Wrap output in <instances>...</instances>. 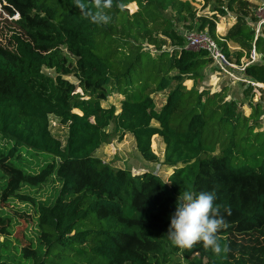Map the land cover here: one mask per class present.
<instances>
[{"label":"trees","instance_id":"obj_1","mask_svg":"<svg viewBox=\"0 0 264 264\" xmlns=\"http://www.w3.org/2000/svg\"><path fill=\"white\" fill-rule=\"evenodd\" d=\"M0 2L8 15H19L17 30L0 40V141L12 144L0 145V160L21 170L14 158L20 160L24 148L57 157L52 167H57L61 183L50 204L16 193L36 206L38 216V249L35 256L24 249L25 263L169 264L173 255H181L189 264H264V164L257 168L235 162L244 152L241 140L246 138H240L238 130H255L258 125L248 123L249 117L237 112V102L225 100L222 91L203 100L197 86L186 88L184 79L202 77L203 67L212 62L206 50L183 45L175 53L164 50L155 57L145 49L146 43L159 44L158 32L171 34L174 21L166 11L184 20L193 18L191 1L114 0L105 10L109 20L103 25L84 18L74 0ZM130 3L138 4L133 13L127 9ZM244 3L225 0L217 10L227 15ZM119 14L123 21L117 25ZM236 16L223 37L214 34V25L210 34L230 58L236 55L238 63L253 48L264 61V25L257 33L245 15ZM228 42L237 48L231 49ZM144 54L151 56L148 63H143ZM151 69L162 78L148 90ZM245 72L264 83L261 62L251 63ZM174 83L158 107L152 93ZM77 86L83 94L75 92ZM117 93L123 95L119 112L115 104L103 106ZM252 115L256 123L258 113ZM51 116L66 125L65 141L53 134ZM111 125L120 138L131 134L150 162H160L152 138L162 137L166 146L162 162L174 168L170 185L153 171L134 175L96 155L110 139ZM185 189L197 195L215 190V203L229 224L218 233L227 253L217 256L202 242L181 249L168 238L177 196ZM0 220V233L11 234L10 214L0 210ZM246 236L252 244L237 242ZM5 247L2 244L0 252ZM0 264L17 263L2 259L0 253Z\"/></svg>","mask_w":264,"mask_h":264},{"label":"rangeland","instance_id":"obj_2","mask_svg":"<svg viewBox=\"0 0 264 264\" xmlns=\"http://www.w3.org/2000/svg\"><path fill=\"white\" fill-rule=\"evenodd\" d=\"M189 1H191L194 6L193 18L190 20L179 18L177 14L170 10L165 12L167 16L173 18L174 28L172 32H170L171 34H166L161 31L158 32V45L145 44L146 50L153 53V56L156 57V55L164 50L169 51L170 54L172 51L175 53L181 46H187L186 35L192 32L212 33L211 28L213 25L215 28L214 34L221 38L227 33L231 24L237 21L236 15H245V19L251 25L256 26V23L262 16V7L264 6V0H243L245 3L242 5L241 9L234 10L227 15H222L217 10V7L225 5V0ZM127 9L129 13H133L138 9V4L130 3L127 5ZM18 19V14L10 16L4 10L2 4L0 5V40L5 41L7 36L17 30L18 24L16 21ZM122 21L123 14H119L117 17V25H120ZM181 40L184 43H181ZM222 40L224 41V39ZM228 44L231 46V49L235 46L233 42H228ZM64 53L68 58L74 60V57L70 56L66 50ZM259 55L260 58L255 62L264 64L261 54ZM249 56L245 54V56L241 58V61L248 60ZM165 57L167 60L169 59L168 55ZM150 60L151 56L149 54H144L143 63H148ZM233 60H236V55L233 56ZM144 69L145 67L142 68L143 71ZM151 71L153 70L151 69ZM202 72L203 76L200 78H185L184 84L186 88L191 89L193 85L197 86L199 91H202L204 95L203 100L207 98L208 94L222 91V96L225 100H234L237 102V112L249 117L248 123L258 125L255 130H249V128H240L238 130L239 137L246 136V138L241 140L242 147L244 146L242 149L244 152L235 158V162L240 165H249L258 168L259 165L264 164V83L256 82L248 77L246 72L238 70L237 75L241 79L233 81L224 74H220L212 62L207 63L203 67ZM163 73H166V70H164ZM174 73L175 71H172L169 75H173ZM151 74L148 90L155 87L162 78V74H159L157 71H153ZM135 76L138 75L136 74ZM67 78L78 84V79L75 76L68 75ZM114 83L113 81L110 84V88L115 86ZM174 86L175 83L167 90L152 93L158 107L166 102L169 90ZM75 92L83 94V90L78 86ZM122 98L123 95L121 94H112L103 102V106L115 104L118 110L121 107ZM192 101L195 102L196 97H194ZM254 113H258V119L255 118L257 119L256 123V120H254V118L252 119V114ZM50 124L53 134L65 141L68 133L66 125L62 124L55 116H51ZM231 130H233V128ZM107 131L110 132V139L97 150L96 155L98 157H102L106 163L112 164L115 168L130 169L134 175H140L145 171H153L160 175L162 179H169L174 168H168L163 164L164 155L159 149L161 147L155 142V136L152 138V149L160 156V162L162 163L160 167H158L157 162L145 160L138 149L133 147V143L128 141L129 139L126 138V136L120 138L118 133H114L113 125L108 127ZM160 141L161 140L158 138V144ZM0 145L7 146V148L12 147V144L6 145L5 141H0ZM14 161L20 166L19 168H21V170L10 168L6 159L0 160V210L3 214H10L13 220L9 228L11 234L5 235L0 233V249L2 244L6 246L3 252L0 253L2 254V259L13 261L17 264H27L24 262L27 260V258L24 257V249L26 248L29 250L30 256H35V249H38V216L36 206L30 201L23 200L16 193L31 195L42 203H53L61 187V183L56 175L57 167H52L53 164L58 162V158L49 157L37 153L34 150L24 148L21 159L18 160L14 158ZM1 225L0 220V226ZM236 240L245 245L252 244L249 241V236L239 237ZM169 264H189V262L181 255H173Z\"/></svg>","mask_w":264,"mask_h":264},{"label":"clouds","instance_id":"obj_3","mask_svg":"<svg viewBox=\"0 0 264 264\" xmlns=\"http://www.w3.org/2000/svg\"><path fill=\"white\" fill-rule=\"evenodd\" d=\"M113 2L114 0H74V6L93 24L103 25L109 20L105 10L111 9ZM118 7L123 10L122 4H118ZM170 182V179L164 178L162 183ZM216 199L215 190L201 191L198 195L188 189L181 191L167 231L174 246L191 249L195 243L202 242L206 250L211 249L217 256L229 251L226 245L222 246L218 235L229 224L221 214V206L216 205ZM224 212L231 215L230 208L225 207Z\"/></svg>","mask_w":264,"mask_h":264},{"label":"built area","instance_id":"obj_4","mask_svg":"<svg viewBox=\"0 0 264 264\" xmlns=\"http://www.w3.org/2000/svg\"><path fill=\"white\" fill-rule=\"evenodd\" d=\"M262 25H264V6L262 7V16L256 23L257 33L260 31ZM186 38L187 48L206 50L208 52V57L212 60V63L215 65L218 72L220 74H224L226 77H229L233 81L241 79L237 75V70L245 72L246 67L250 65V63L255 62L260 58L259 53L257 54L256 49L253 48L250 53L249 59L243 60L238 63L236 60L231 59L225 53L218 40L208 32H192L186 35ZM160 166L161 163L158 164V167Z\"/></svg>","mask_w":264,"mask_h":264},{"label":"crops","instance_id":"obj_5","mask_svg":"<svg viewBox=\"0 0 264 264\" xmlns=\"http://www.w3.org/2000/svg\"><path fill=\"white\" fill-rule=\"evenodd\" d=\"M234 24V22L231 24V26ZM230 26V27H231ZM229 27V28H230ZM230 46V45H229ZM231 47V46H230ZM234 48H237V46L235 45L234 46ZM108 106H110V105H108ZM121 110V108H119L117 111L119 112ZM124 136H126V138H128L129 140L128 141H131L132 143H133V147L136 149V142H135V138L131 135V134H129V133H127V134H124L123 135V137ZM158 138H159V140H161L160 142H159V144H158ZM155 142H156V144L159 146V147H161V148H159L160 149V151L162 152V154L164 155V152H165V143H164V141H163V139H162V137L161 136H159V135H155ZM163 145V146H162ZM157 146V147H158ZM158 150V149H157ZM155 152V151H154ZM155 153H157V152H155ZM102 158V157H101ZM141 168H145V167H141ZM146 170H148V169H146Z\"/></svg>","mask_w":264,"mask_h":264}]
</instances>
